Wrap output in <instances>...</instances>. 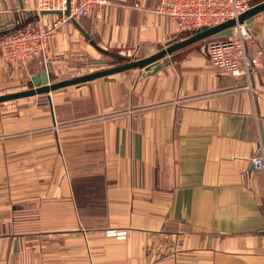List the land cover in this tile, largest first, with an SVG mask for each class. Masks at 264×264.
<instances>
[{"label":"crops","instance_id":"1","mask_svg":"<svg viewBox=\"0 0 264 264\" xmlns=\"http://www.w3.org/2000/svg\"><path fill=\"white\" fill-rule=\"evenodd\" d=\"M20 1L0 0V26L27 18L34 0ZM159 2L109 0L98 17L75 18L99 47L140 59L188 35ZM247 26L254 54L264 10ZM206 43L151 75L130 69L40 94L34 118H0V264H264V169L252 162L264 153V65L234 76L211 64ZM52 59L25 63L27 86ZM17 64L0 60V80Z\"/></svg>","mask_w":264,"mask_h":264},{"label":"built area","instance_id":"2","mask_svg":"<svg viewBox=\"0 0 264 264\" xmlns=\"http://www.w3.org/2000/svg\"><path fill=\"white\" fill-rule=\"evenodd\" d=\"M256 0H160L158 13L175 22L181 31H192L201 26H213L228 19H236ZM109 0H34V11H61L58 22H66L70 17L64 14L69 6L73 17H98L104 11ZM57 24H54L56 27ZM245 23H236L231 27L230 36L214 37L207 40L206 53L211 64L234 76H243L247 80L261 65H264V48L254 54L247 53L245 40L250 37ZM46 31L23 26L0 35V60L3 62L27 63L36 55L45 53ZM255 167L264 169V153L252 158ZM108 236L124 238L125 231L107 230Z\"/></svg>","mask_w":264,"mask_h":264},{"label":"water","instance_id":"3","mask_svg":"<svg viewBox=\"0 0 264 264\" xmlns=\"http://www.w3.org/2000/svg\"><path fill=\"white\" fill-rule=\"evenodd\" d=\"M20 8L23 9L22 2L19 0ZM264 10V0L257 2L251 5L246 11L241 13L236 19H228L222 23L213 25V26H201L195 30L189 31L188 35L183 37L182 39H171L165 43V46L160 48L155 53L140 59L133 58H124L121 57L109 50L103 49L99 47L96 42L90 38L89 34L79 25L76 18L70 15L69 6L67 5L64 14L70 17V20L77 27V29L82 33V35L89 41V43L97 49L100 53L104 55L115 57L116 59L122 60L119 64L112 65L107 68H103L97 71L89 72L86 74H82L79 76H75L72 78L52 82L50 78L49 71L47 70V66L45 62L42 63V69L34 74L31 77L30 83L31 86L24 90L9 92L0 94V103L33 96L40 94H47L50 91H54L59 88L87 82L93 79H97L100 77L108 76L114 73L130 70V69H139L140 74L143 76L151 75L161 69L165 58L167 56H171L174 51H177L183 47H186L194 42L200 40H209L214 37L220 36H230L231 35V27H233L236 23H245L248 24L252 17ZM44 14H62L61 11H50V10H41L39 12L32 11L28 12L27 18L18 25H12L10 29L14 30L17 28H21L29 23L33 19H37L40 15ZM9 29H6L3 26H0V35L8 32ZM170 58V57H169Z\"/></svg>","mask_w":264,"mask_h":264},{"label":"rangeland","instance_id":"4","mask_svg":"<svg viewBox=\"0 0 264 264\" xmlns=\"http://www.w3.org/2000/svg\"><path fill=\"white\" fill-rule=\"evenodd\" d=\"M260 1L262 0H256L254 2L257 3ZM33 6L31 5L28 7L30 8L28 10L32 9L30 12L34 11ZM34 20L35 19L31 20L29 22L30 24H27V26L30 28L42 29L46 31L47 38L45 43V56L51 55L53 57V64L49 70L52 82L97 71L122 62L120 59L105 56L104 54L92 48L87 42H85L82 35H80V33H78L74 27L70 26V20H67L66 22H58V19L56 18V20L48 24L47 27H43L37 23L35 24ZM55 23L57 24L56 27H54ZM66 25H68L69 30L67 27H65ZM183 33L185 34L188 32L184 31ZM60 34H64V40H61ZM119 56L131 58L127 57L126 55ZM34 61H37V59ZM25 69L26 64H17L15 66L14 71L17 79L16 76L8 77L5 75L3 80H0V94L24 90L30 87L31 83L28 82L30 85L27 86V81H25L26 77L23 76L25 74ZM14 78L16 80H14ZM40 98H42V100H39ZM43 99H45V96L37 95L2 102L0 103V118H3V116L5 118L12 117L15 114L18 115L19 111L23 109H31L30 113L32 114L33 118L39 116L40 105L47 104V101ZM5 135H7V133Z\"/></svg>","mask_w":264,"mask_h":264}]
</instances>
